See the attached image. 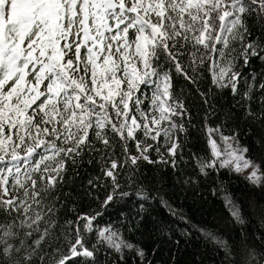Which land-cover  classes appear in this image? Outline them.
Returning <instances> with one entry per match:
<instances>
[{"label":"snow or ice","instance_id":"1","mask_svg":"<svg viewBox=\"0 0 264 264\" xmlns=\"http://www.w3.org/2000/svg\"><path fill=\"white\" fill-rule=\"evenodd\" d=\"M225 173L264 208V0H0V264H165L201 235L264 264L239 205L222 235L173 209Z\"/></svg>","mask_w":264,"mask_h":264},{"label":"trees","instance_id":"2","mask_svg":"<svg viewBox=\"0 0 264 264\" xmlns=\"http://www.w3.org/2000/svg\"><path fill=\"white\" fill-rule=\"evenodd\" d=\"M161 151L166 152V145L163 139H160ZM153 156L156 153L153 152ZM142 167L150 174L155 175L158 181L167 183L169 181V170L162 165L153 166L144 164ZM224 180L227 184L226 193L220 191L216 198L208 196L207 192L204 195L206 200L199 199L201 197V190H189L186 193V198L178 200L173 204V209L177 215H184L191 218L193 223L198 221H209V231L216 232L217 235H222L218 232L215 223L217 217H222L221 224L226 222L232 229L233 233L238 231L241 225L236 224L235 221L228 217V210L232 205H239L243 218L247 221L246 230L249 233L264 231V222H261V215L264 213V208L249 207L247 201V194L251 186L244 179L241 174H224ZM231 197V205L228 209L225 208V203L228 197ZM93 207H96L93 205ZM87 210V209H86ZM117 208L110 207L109 213H114ZM179 246L166 245L160 253V259L165 264H214L215 255L213 252L212 243L201 236H190L186 240L180 238Z\"/></svg>","mask_w":264,"mask_h":264},{"label":"rangeland","instance_id":"3","mask_svg":"<svg viewBox=\"0 0 264 264\" xmlns=\"http://www.w3.org/2000/svg\"><path fill=\"white\" fill-rule=\"evenodd\" d=\"M242 175L244 176V175H246V173H243Z\"/></svg>","mask_w":264,"mask_h":264}]
</instances>
